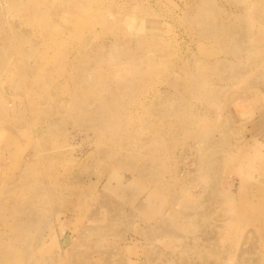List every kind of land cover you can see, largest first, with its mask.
I'll list each match as a JSON object with an SVG mask.
<instances>
[{"label":"rangeland","instance_id":"obj_1","mask_svg":"<svg viewBox=\"0 0 264 264\" xmlns=\"http://www.w3.org/2000/svg\"><path fill=\"white\" fill-rule=\"evenodd\" d=\"M0 264H264V0H0Z\"/></svg>","mask_w":264,"mask_h":264}]
</instances>
